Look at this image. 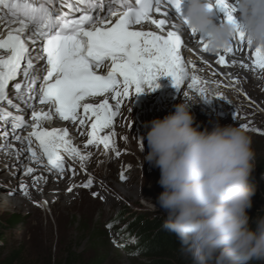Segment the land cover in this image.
<instances>
[{
    "label": "snow or ice",
    "instance_id": "snow-or-ice-1",
    "mask_svg": "<svg viewBox=\"0 0 264 264\" xmlns=\"http://www.w3.org/2000/svg\"><path fill=\"white\" fill-rule=\"evenodd\" d=\"M213 8L224 12L225 21H235V8L230 0H214V4H209V9ZM0 9L6 10L0 16V120L5 123L0 130L5 141L2 147L14 148L8 143L11 135L25 145L14 149L17 158L24 152L30 153V161L38 165L46 161L60 178L66 170L65 154L69 159L79 158L82 168L91 154L82 153L73 144L67 127H45L44 122L53 116L79 126L90 122L85 146L102 145L106 151L120 156L113 129L124 118L123 105L145 88L155 91L160 86L159 78L170 77L178 90L187 88L210 102L208 85L213 82L198 76L203 69L182 54L184 50H192L189 40L184 39L185 33L198 40L203 52H208L204 37L197 36L195 30H177L176 21L183 17L182 0H0ZM173 10L175 16L171 15ZM146 23L156 30H146ZM234 41L222 52H216V63L224 67L239 63L244 69L251 67L264 72V50L251 48L243 32H238ZM245 51L251 64L226 59ZM212 74L221 75L215 70ZM214 83L219 87L221 82ZM235 83H239L238 77L224 86L232 87ZM10 88L16 100L32 109L31 122L2 106L6 103L17 112L23 111L11 98ZM184 95L188 96V92L184 91ZM245 96L250 105L255 103L246 93ZM95 97L103 99L99 103L88 102ZM216 98L226 99L222 93ZM36 102L47 105L48 110H37ZM237 118L239 114L235 113L234 119ZM253 125L254 121L249 120L241 127L264 134V130ZM18 129L30 131L22 137L15 134ZM35 171L31 166L25 169L26 174ZM40 178L34 177V184ZM120 179H127L124 172ZM92 184L89 176L80 186L89 188ZM19 187L23 195L30 197L27 185ZM74 187L70 186L68 191ZM92 195L98 197L99 193ZM107 227L110 229L112 224Z\"/></svg>",
    "mask_w": 264,
    "mask_h": 264
},
{
    "label": "clouds",
    "instance_id": "clouds-1",
    "mask_svg": "<svg viewBox=\"0 0 264 264\" xmlns=\"http://www.w3.org/2000/svg\"><path fill=\"white\" fill-rule=\"evenodd\" d=\"M230 3L235 8L234 22L214 23L213 12L209 9L214 0H187L186 13L176 21L179 31L188 29L195 30L197 36L203 34L208 52H203L198 40L185 33L184 39L189 40L192 50H184L182 54L203 69L197 73L198 76L213 82L208 85L210 102L187 88H175L173 94L161 90L160 93L165 94L162 93V105H158L161 110L150 112L131 106L130 114L124 120L120 119L123 126L119 123L113 129L121 155L105 151L102 159L106 164L118 157L134 156L133 159L150 162L160 169L158 183L164 191L158 197V204L167 210L162 227L176 235L182 254L190 259L191 264H251L253 260H264V215L253 221L248 213L256 193L251 184L256 166L252 138H263L264 134L241 127L251 120L254 127L264 130V72L251 67L244 69L239 63L232 67L216 63V52H222L235 43L238 32L244 33L245 41L251 48L264 50V0H230ZM151 27L156 30L155 26ZM226 59L251 64L247 51L229 55ZM213 70L221 75L213 76ZM189 71L191 73L193 69L190 67ZM237 77L239 83L232 87L224 86ZM215 81L221 82L219 87ZM184 91L188 92V96L184 95ZM11 93V98L15 99L13 90ZM218 93L226 99L216 98ZM245 93L254 104L250 105ZM235 113L239 114V118L234 119ZM209 117L214 120H209ZM215 122L218 124L215 125ZM4 126L0 121V127ZM201 127L205 129L200 130ZM209 127L212 129H207ZM1 142L3 146V137ZM3 149L0 148V160H4L5 167L0 170L7 169L9 172L6 173L20 176L23 169H18L16 161L11 160L16 156L15 152L11 148L7 152ZM23 154L29 163L30 155ZM90 171L94 183L97 181L96 174L91 168ZM128 175L129 172L127 179ZM58 186L64 188L60 184ZM58 193L64 195L63 191ZM152 204L156 209V204ZM129 216H132L129 226L117 233L128 242L135 255L155 261L156 257L140 252L143 240L133 228L136 217L144 215L130 212ZM118 223H112V227H117Z\"/></svg>",
    "mask_w": 264,
    "mask_h": 264
},
{
    "label": "rangeland",
    "instance_id": "rangeland-1",
    "mask_svg": "<svg viewBox=\"0 0 264 264\" xmlns=\"http://www.w3.org/2000/svg\"><path fill=\"white\" fill-rule=\"evenodd\" d=\"M209 120L214 119L209 117ZM252 146L256 153V166L251 184L256 188L259 198L253 200L248 213H251L250 216L254 214L251 218L256 220L258 217L255 211L264 210V137L252 138ZM136 152L139 154V151ZM133 157H118L114 162L105 164L103 157L98 156L91 167L97 180L94 186L79 189L80 185L75 181L76 193H71L74 197L73 205L68 209H59V213L46 210L47 203L45 210L35 206L39 208L37 215L14 208L0 212V264H4L12 252H19L24 264H48L50 260L53 262L60 257L66 259L67 251L84 259L99 255L98 264H151L150 260L135 255L128 242L117 233L131 223L130 212L142 213L149 219L167 217V210L158 204V197L164 191L158 183L160 169L150 162L143 163ZM121 172H129V178L124 183L120 179ZM11 175L0 170V183L10 186ZM112 186L116 187L115 190ZM93 192L99 193V196L93 197ZM55 197L57 199L59 196ZM42 199L46 201V195ZM152 203L156 204V209ZM13 220L17 222L12 223ZM112 223L118 225L109 229L107 225ZM180 259L167 254L166 257H156L155 261L157 264H184ZM251 264H264V260H253Z\"/></svg>",
    "mask_w": 264,
    "mask_h": 264
},
{
    "label": "trees",
    "instance_id": "trees-1",
    "mask_svg": "<svg viewBox=\"0 0 264 264\" xmlns=\"http://www.w3.org/2000/svg\"><path fill=\"white\" fill-rule=\"evenodd\" d=\"M258 192L252 197V201L256 198H259ZM252 208V207H251ZM257 213V217L260 215H264V210L255 211ZM251 215V213L249 214ZM254 216V214H252ZM250 216V217H252ZM13 217V216H12ZM15 217V216H14ZM137 221L134 223L133 228L135 231L139 232L140 238L143 240L142 245L140 246V252L158 257H166L167 254L175 256V258H182L184 264H191L190 259L182 254L181 252V244L176 237V235L170 231H167L162 227V222L164 218L160 219H149L143 216L136 217ZM255 221V219H253ZM12 223L17 221L13 220ZM68 257L58 258L48 264H98L99 255L95 257L84 259L81 258L73 252L66 253ZM181 260V259H180ZM4 264H24L22 263V258L19 252H12V255L6 259ZM152 264H157V262L153 261Z\"/></svg>",
    "mask_w": 264,
    "mask_h": 264
},
{
    "label": "bare ground",
    "instance_id": "bare-ground-1",
    "mask_svg": "<svg viewBox=\"0 0 264 264\" xmlns=\"http://www.w3.org/2000/svg\"><path fill=\"white\" fill-rule=\"evenodd\" d=\"M204 117H206V115H204ZM0 148H2V143L0 144ZM29 163H32V162L29 161ZM4 167H5L4 160H0V169ZM6 172H9V171H7L6 169ZM36 175H39V174H32V175L29 174L28 176V174H26V172L23 171L20 176H18V174L16 173L9 177V180L11 181L10 186L0 183V212L7 211L8 209L14 208V209H19V210L25 209L26 211H29V213L31 212L32 214L37 215V212L39 213V208L35 207L37 206V203L35 202H39V205L42 207V209L44 210L46 209L47 205L45 206V204L42 203V201L44 200L42 199L43 194L40 192V183L38 181V183L34 184V176ZM8 176L9 175H7V177ZM12 183H14V185H12ZM24 183H26L27 186L28 185L30 186L28 189V191L30 192V197H26L25 195H23L22 191L20 190L19 186ZM69 187H70L69 184H65L64 188L61 189L58 186V182H53V184L49 186V189H48L49 194L44 193V196L46 195V201L48 204V209L46 210L48 211L50 210L55 213L56 211H58L59 213V209H68L69 207H71L73 205V204L71 205V203L74 201V197L72 198L71 192L68 191ZM112 188L115 190L116 187L112 186ZM59 190L63 191L65 195L63 194L61 195L60 193H58ZM73 191H74V188H73ZM77 195L79 197V194ZM55 196H59V197L56 199ZM22 197L24 198L21 199ZM23 201H25V203Z\"/></svg>",
    "mask_w": 264,
    "mask_h": 264
}]
</instances>
